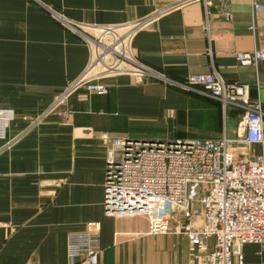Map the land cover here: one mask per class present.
Returning <instances> with one entry per match:
<instances>
[{
	"label": "crops",
	"instance_id": "crops-1",
	"mask_svg": "<svg viewBox=\"0 0 264 264\" xmlns=\"http://www.w3.org/2000/svg\"><path fill=\"white\" fill-rule=\"evenodd\" d=\"M227 1L206 7L202 0H0V107L14 110L7 137H0V264H81L69 257L68 237L92 223L100 227L98 264H190L185 235L151 234L146 215L106 214L103 133L238 137L241 111L175 83L216 70L227 82L249 84L264 109V60L255 68L235 56L264 50V9L254 10L264 0ZM168 5L176 6L135 36L132 52L170 81L119 74L106 79L108 94L79 90L48 112L90 60L87 43L65 20L116 24ZM262 249L246 244V264H264Z\"/></svg>",
	"mask_w": 264,
	"mask_h": 264
},
{
	"label": "built area",
	"instance_id": "built-area-1",
	"mask_svg": "<svg viewBox=\"0 0 264 264\" xmlns=\"http://www.w3.org/2000/svg\"><path fill=\"white\" fill-rule=\"evenodd\" d=\"M203 1L206 7L213 4V0ZM175 6L116 24H77L65 20L84 38L90 60L80 76L57 94L48 112L59 109L79 90L108 94L110 85L106 79L119 74H132L140 81H170L139 60L132 52V44L158 14ZM259 8L264 6L254 5V10ZM226 17L230 18L229 12ZM236 58L243 66L257 67L264 60V50L239 51ZM175 83L193 92L203 90L220 101L224 110L230 106L242 109L238 137L149 140L103 133L108 140L106 213L146 215L151 234H186L191 264H246V244H260L264 251V109L260 102L252 100L248 84L227 82L216 70L192 74L185 82ZM42 117L32 120L30 126ZM13 119V109L0 107V137H7ZM232 143L246 152L237 154ZM254 145H260L262 151L256 152ZM99 241L97 224H89L84 234L71 233L70 259L98 264Z\"/></svg>",
	"mask_w": 264,
	"mask_h": 264
},
{
	"label": "rangeland",
	"instance_id": "rangeland-1",
	"mask_svg": "<svg viewBox=\"0 0 264 264\" xmlns=\"http://www.w3.org/2000/svg\"><path fill=\"white\" fill-rule=\"evenodd\" d=\"M199 1H201V0H199ZM203 1V0H202ZM226 5H228V3H226V2H224ZM262 6V5H261ZM259 9H264V8H259ZM258 10V9H257ZM230 17H231V14H230ZM227 19H229L228 17H226ZM80 34V33H79ZM81 35V34H80ZM82 36V35H81ZM83 38V37H82ZM83 40H84V38H83ZM235 56H236V54H235ZM236 60H237V58H236ZM238 61V60H237ZM262 62V61H261ZM238 63H239V61H238ZM240 64V63H239ZM260 64V63H259ZM241 65V64H240ZM241 66H243V65H241ZM253 67H255V68H257L256 66H253ZM114 77V76H113ZM239 83V82H238ZM246 84V83H245ZM249 85V84H248ZM250 86V85H249ZM185 89V88H184ZM186 91H188V92H191V93H196V94H200V95H203V96H205V97H209V98H212V99H215V100H217L216 98H213L212 96H209L207 93H204V91L203 90H200L201 91V93H198V92H193V91H190V90H187V89H185ZM109 91H110V86H109ZM109 93V92H108ZM93 95H96V94H93ZM57 96V95H56ZM72 96V95H71ZM67 101L69 100V98L68 99H66ZM67 101H66V103L64 104V105H66L67 104ZM218 101V100H217ZM257 102H260L259 100H257ZM261 103V102H260ZM60 108V107H59ZM230 108H235V109H237V110H239V111H241V119H242V114H243V112H242V109H240V108H238V107H233V106H230V107H228V108H226L225 110L227 111V110H229ZM56 110H58V109H56ZM56 110H54V111H56ZM105 133V132H104ZM110 137H113V136H110ZM136 139H141V138H136ZM149 140H151V139H149ZM235 144V143H234ZM236 145V144H235ZM237 146V145H236ZM107 214V213H106ZM108 215V214H107ZM109 216H112V215H109ZM93 224V223H92ZM178 234H183V233H178ZM183 235H185L187 238H188V236L186 235V234H183ZM188 240H189V238H188ZM189 244H190V241H189ZM260 245V244H259ZM262 246V245H261ZM244 248V247H243ZM262 248H263V246H262ZM263 250V249H262ZM243 253H244V251H243ZM245 257V256H244ZM190 264H191V254H190Z\"/></svg>",
	"mask_w": 264,
	"mask_h": 264
}]
</instances>
